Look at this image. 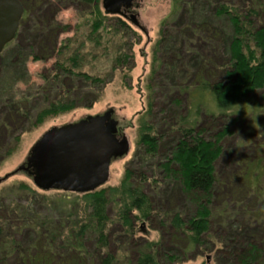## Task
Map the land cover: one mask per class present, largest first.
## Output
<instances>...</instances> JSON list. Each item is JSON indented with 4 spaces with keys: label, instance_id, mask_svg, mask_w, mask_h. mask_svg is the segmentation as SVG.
Here are the masks:
<instances>
[{
    "label": "trees",
    "instance_id": "1",
    "mask_svg": "<svg viewBox=\"0 0 264 264\" xmlns=\"http://www.w3.org/2000/svg\"><path fill=\"white\" fill-rule=\"evenodd\" d=\"M19 1L23 16L0 54L6 83L0 87L20 115L23 103L44 92L21 91L26 60L49 53L46 46L57 47L53 17L40 12L58 3L81 12L72 47L60 41L53 68L41 76L57 95L36 112L33 126L94 102L75 83L94 93L104 79L81 71V50L100 49L112 72L132 59L129 25L104 13L101 0ZM170 1L171 17L161 22L145 78L137 158L118 185L90 192L43 191L24 181L4 185L0 264H176L178 255L192 252L210 255L203 264H264V0ZM247 113L254 125L231 128L246 121ZM240 132L227 151L228 138ZM18 141L16 136L3 158ZM154 220L161 237L134 240L136 223Z\"/></svg>",
    "mask_w": 264,
    "mask_h": 264
},
{
    "label": "rangeland",
    "instance_id": "2",
    "mask_svg": "<svg viewBox=\"0 0 264 264\" xmlns=\"http://www.w3.org/2000/svg\"><path fill=\"white\" fill-rule=\"evenodd\" d=\"M134 6L133 10L138 15V22L142 29L132 24L129 15L123 18L130 27L126 36L129 37L127 39V48L132 55V59L129 60L128 64L123 69L120 68L112 72L106 60L107 55L102 54L100 49L90 50L87 47L86 51L81 50L83 51V55H85V62L81 71L93 75H100L104 79L103 86L101 88L100 86L97 87L94 93L86 88V85L82 82L79 84L76 82L78 85L75 83L77 90L88 94L89 100L91 99L94 102L88 103L89 105L81 104L79 107L59 115L49 116L41 120L36 126H33L36 112L53 102L55 95H57V92L45 87L41 76L43 73L47 74L48 70L53 68L58 56L57 50L60 41H64L61 43L62 46L64 43L65 46L68 47L70 45L72 47L71 40L75 37L76 26L81 19V12L73 6L66 4H53L52 7H48L40 12L45 16L53 17L54 23H52L55 28L53 29V33L57 36V47L51 51L46 46L45 50L48 51L45 52L49 53H40V59L38 60H33L32 57L26 60L24 68L27 71V75L24 76H27V78L25 84H19L21 91L25 93V90L27 91L31 88L37 90L42 87L44 92L41 93L43 95L42 97L32 98V100L30 99L27 103L21 105L23 115H20L18 112V114L14 113L13 109H18L12 108L7 101H4L5 94L2 93L3 90L0 87V95H2L0 99V144L2 146L0 149V178L13 173L19 166L25 163L32 146L48 130L76 123L88 116L102 115L107 110L113 109V118L120 121L122 133L129 142V151L127 155L111 161L109 177L103 186H116L121 182L124 177L125 168L130 165L135 156L137 158V120L139 114L146 106L145 78L149 73L153 44L159 37L161 22L169 18V16L171 17L170 0H137ZM169 19L167 20V25L169 24ZM109 21L111 26H115L116 20L114 18H110ZM32 24L33 21L30 25L32 26ZM64 28H67V31L60 32V29L62 30ZM42 31L44 35H47L48 31L44 29ZM28 34L30 39L34 36L31 32H28ZM30 39L26 40L29 41ZM117 41L115 44L122 42L119 38H117ZM48 42H52V39L48 38ZM109 49L113 53L114 47L110 46ZM66 51L67 49H63L61 52L63 54ZM124 76H126L125 80L123 79ZM0 78V83L5 86V76L3 75ZM15 88L19 90L18 85ZM63 88L66 90L68 87L66 88L65 85ZM240 109L248 111L245 106L240 107ZM26 113H28L27 117L25 116ZM251 116V113H247L245 116L246 121H243L239 126L233 125L231 128H237L243 131L248 125H254L250 120ZM217 127L218 129H222L224 123ZM241 135L242 132L228 138L225 143L227 151L229 149V151L232 150L236 143V138ZM16 136L19 137L16 148L10 156L3 158L4 155L6 156V150L13 147ZM136 158L135 160H137ZM160 158L161 156H159ZM1 159L3 160L1 161ZM12 181H24L30 185L32 184L31 178L26 173L19 172L10 176L4 183H1L0 190L5 188L4 185ZM144 190L152 195L151 188L145 186ZM135 226L134 240L140 243L157 240L163 234L159 230L156 220L152 222L138 221ZM206 254L192 252L187 257L178 255L179 261L176 264H203L206 260Z\"/></svg>",
    "mask_w": 264,
    "mask_h": 264
},
{
    "label": "water",
    "instance_id": "3",
    "mask_svg": "<svg viewBox=\"0 0 264 264\" xmlns=\"http://www.w3.org/2000/svg\"><path fill=\"white\" fill-rule=\"evenodd\" d=\"M136 1L101 0V8L107 15L125 16ZM23 11L19 0H0V54L15 38ZM129 18L142 29L135 14ZM112 113L113 109H109L102 115L48 130L32 146L25 163L0 178V182L24 172L43 191L85 193L104 185L111 161L129 151L127 138L116 136L117 121ZM209 259L210 255H206L207 262Z\"/></svg>",
    "mask_w": 264,
    "mask_h": 264
},
{
    "label": "flooded vegetation",
    "instance_id": "4",
    "mask_svg": "<svg viewBox=\"0 0 264 264\" xmlns=\"http://www.w3.org/2000/svg\"><path fill=\"white\" fill-rule=\"evenodd\" d=\"M134 5V4H133ZM134 12V13H133ZM131 14H135V11L133 10V8H130L128 11L125 12V16L123 17H127L129 15V17L131 16ZM137 17V15H136ZM138 18V17H137ZM114 112V111H113ZM112 118H113V113H112ZM117 121V132H116V136L118 139H121L123 136V133H122V126L120 125V121L119 120H116Z\"/></svg>",
    "mask_w": 264,
    "mask_h": 264
}]
</instances>
